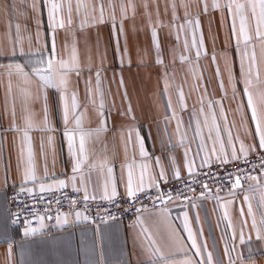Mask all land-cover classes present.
<instances>
[{"label": "snow or ice", "instance_id": "obj_1", "mask_svg": "<svg viewBox=\"0 0 264 264\" xmlns=\"http://www.w3.org/2000/svg\"><path fill=\"white\" fill-rule=\"evenodd\" d=\"M24 2L20 0V3ZM192 3L197 8L195 15L190 11ZM153 4L155 20L148 0H141L139 5L136 0H119L118 4L117 0H107V3L105 0H75V3L73 0H31L28 8L31 18L36 21L35 45L31 34L26 37L22 34L29 32L26 24L22 27L19 22L12 23L13 11L25 20L30 18L28 13L21 11L18 3L5 5L8 23L0 33V77L7 80L4 109L10 123L0 130V158L5 151L4 134L13 133L11 145L20 178L16 196L24 193L36 202L51 196L52 199L47 201L48 208L53 200L57 205L54 217L38 215L33 209L32 214L37 215L39 226L33 227L26 219L23 235L28 238L42 233L45 221L54 219V226L60 229L75 224L95 225V244L102 240L105 231L97 221L105 225L117 221L113 209L127 211L124 204L135 207L142 197L154 194V200L162 205L155 214V231L145 226L141 218L148 211L145 205L140 203L136 208L135 226L139 228L138 239L146 257L145 264H256L253 245L259 242L264 247V0H211V4L209 0H180L179 3L171 0L169 25L174 27L177 41L181 33L184 35L183 51L177 56L175 47L169 50L171 63L174 65L178 59L188 64L194 79L187 95L182 85L176 88L175 105L169 92L175 73L170 72L164 62L158 33L159 27L168 25L160 20L157 0H153ZM139 8L143 9L150 27L155 64L161 68V96L166 102L164 116L158 122L157 136L161 153L167 152V155H156L148 149L143 126L136 122L130 103L120 113L130 122L122 123L119 128L111 126L112 109L106 103L107 78L103 61L95 69L91 66L90 56L87 63L82 62L76 39V31L108 24L121 68L126 58L127 66L131 67L125 21L135 20ZM180 8L184 10L183 16L179 15ZM168 10L166 4L165 14ZM210 11L220 13L221 24L227 25L233 41V58L230 59L227 52L221 54L225 59L224 73L220 71L215 51L211 55L221 92L218 99L208 93L206 85H202L204 77L198 70L200 58L207 56L199 17ZM61 31L65 33L62 51L57 44ZM121 37L124 38L123 50L120 48ZM225 74L227 85L223 79ZM13 80L17 86L15 94ZM119 86L124 88L122 75ZM229 90L231 97L228 96ZM193 92L197 96L189 108L188 100ZM124 97L127 99L126 90ZM229 99L237 104L236 111L240 114L246 139L233 135V125L229 124L224 109V103ZM53 102L62 127L53 124ZM89 105L95 113V127L87 126L90 123ZM109 133L113 141L119 135L124 152L118 173L115 152L108 153L106 141ZM57 134L61 138L60 152L63 154L66 145L71 163L70 172L63 178L48 167L49 157L55 167ZM147 137H151L150 130ZM177 148L183 150L182 160L175 155ZM38 157L43 162L42 173ZM233 165L235 169L230 170ZM221 170L224 176L220 175ZM8 172L9 165L5 163V184ZM173 180L183 188L166 190ZM208 181H212L215 187H210ZM193 185H199L201 191L198 196L190 198L185 189L195 193ZM69 188L76 196L68 195ZM61 198L68 201V212L61 211ZM174 200H181L185 208L182 232L171 223L167 205ZM203 200L213 202L223 256L218 252L215 238H205L200 212L190 216L188 209H199L202 205L198 201ZM90 203L96 205L94 215L89 214ZM153 207H157L155 203ZM12 215L10 222L16 224L19 213ZM161 230L163 235L158 241L155 237L161 234ZM209 239L212 240L211 250ZM13 247L14 241H9L10 260ZM245 247L247 255L241 251ZM95 264H104L102 251Z\"/></svg>", "mask_w": 264, "mask_h": 264}, {"label": "crops", "instance_id": "obj_2", "mask_svg": "<svg viewBox=\"0 0 264 264\" xmlns=\"http://www.w3.org/2000/svg\"><path fill=\"white\" fill-rule=\"evenodd\" d=\"M119 0H117L118 4ZM137 4L141 0H136ZM152 12L153 20L156 19V10L153 0H148ZM159 4L160 20L165 27H159L158 33L160 44L163 49V59L169 66V71L175 73L169 89L173 104L176 102V88L183 86L187 95L189 88L194 85V79L189 71V65L179 62L177 59L173 65L172 54L169 51L176 48L177 56L183 51L184 35L181 33L180 40L174 38V27L169 25L171 20V0H157ZM177 3L180 0H176ZM191 2V0H187ZM18 3L21 11H26L29 19L25 20L22 16H17L15 11L11 13L13 25L17 22L22 27L26 24L28 33H22L25 37L29 34L33 36V45H35L36 21L31 18V11L28 5L31 0H0V33H3L5 25L8 23V14L5 12V5ZM75 3V0H73ZM107 3V0H105ZM169 5V10L165 14V5ZM211 4V0H209ZM190 11L193 15L197 12L196 5L192 3ZM183 8L179 9V15L183 16ZM117 16L119 9L117 8ZM74 15V19H75ZM46 22V14H45ZM201 32L203 36L204 47L207 56H202L198 62V70L202 72L204 80L202 85H206L208 93L214 94L218 99L221 96L218 82L215 76V66L212 64L211 55L213 51L216 53V60L219 64L221 73L225 70V59L221 55L227 52L228 57L233 58V41L227 25L221 24V17L218 11H210L207 15L199 17ZM43 31V29H42ZM125 31L127 35V48L131 60V67H128V58L125 59V65L121 68L119 60L115 53V45L111 35V28L108 24H102L97 27H89L84 31H76V39L78 41V49L82 62L87 63V57H91V66L93 69L99 67L103 61V67L106 69L104 75L107 78L106 103L111 111L110 124L113 128H119L122 123H129L120 113L125 111L128 104H131L132 111L135 115L136 122L143 126V133L146 136V144L150 151L156 155H167V152L161 153L160 139L157 136L158 122L164 116V104L166 98L161 96L163 83L160 79L161 68L155 64L154 50L151 44L150 27L146 17L143 15V9L139 8L135 20L128 19L125 21ZM171 33V34H170ZM199 36V33L197 34ZM191 39V37H189ZM65 33L61 31L57 37L58 47L63 50ZM27 40H25V49H27ZM120 48H124V38L121 37ZM85 75H88L86 72ZM123 76L124 88L119 86V81ZM224 82L227 85V75L225 74ZM7 85L5 77H0V130L7 128L10 123V117L4 109V91ZM83 84H81V90ZM16 81L13 80V92L16 93ZM110 90V93H109ZM127 92V99L124 92ZM203 90V89H201ZM197 93H192V98L188 100L189 108L192 107V101L196 99ZM228 96L231 97L229 90ZM81 100L83 101V93L81 91ZM51 101V93H50ZM224 109L229 124L233 125V135H239L240 139H246L244 128L241 125L239 112L236 111L237 104L230 99L225 101ZM38 110V108H37ZM89 127H95V113L91 105L87 108ZM20 108L17 104V117L19 119ZM53 124L56 127H62L59 122V114L55 109L54 102L52 107ZM187 121V114L184 116ZM252 127L250 124L248 125ZM151 131V137H147V133ZM172 127L169 128V131ZM5 151L3 157L0 158V264H95L100 259L101 251L104 264H145L146 257L141 249V240L138 239L139 228L135 226L136 216L130 220L109 221L107 225L97 224L100 228L105 229L102 240L93 243L95 225L75 224L71 227L66 226L63 229L51 227L45 221L46 227L42 233H37L33 237L25 238L23 235L24 224H12L10 212L7 204V192L10 187L20 184V178L16 171V154L12 148L11 139L13 133H5ZM38 136V133H33ZM166 139V138H165ZM247 142H251L247 140ZM109 155L115 152L116 171H119V164L124 160V152L120 143L119 135L113 141L111 133L108 134L106 141ZM57 154L55 167H52V160L49 157L48 167L50 171L61 178L65 173L71 170L70 159L67 155L66 145L63 154L60 152L61 138L56 135ZM178 159L182 160L183 150L177 148L174 150ZM5 163L9 165L8 182L5 184ZM42 173L43 162L37 159ZM182 167V164H181ZM123 189L121 188V192ZM202 205L199 209H188L190 216L199 211L204 221L205 238L214 237L218 245V252L223 256V243L220 240V230L216 228V214L213 212V202L211 200L198 201ZM171 216L172 226L182 232L183 211L182 203L172 201L168 206ZM68 212V211H67ZM157 209L146 211L142 214L145 226L155 231L153 226ZM235 214V212H234ZM111 225V227H109ZM38 227V226H37ZM163 235H157L155 238L159 241ZM14 241L12 249V258L9 259L7 247L8 242ZM209 247L211 250L212 240L209 239ZM242 253L247 255V248L241 249ZM256 264H264V247L256 242L252 248Z\"/></svg>", "mask_w": 264, "mask_h": 264}, {"label": "built area", "instance_id": "obj_3", "mask_svg": "<svg viewBox=\"0 0 264 264\" xmlns=\"http://www.w3.org/2000/svg\"><path fill=\"white\" fill-rule=\"evenodd\" d=\"M235 165L231 166L230 170H234ZM215 171V169H213ZM221 176H224L223 170L220 172ZM203 179V178H201ZM210 187H215L212 181H208ZM180 187L183 188L182 184L177 183L176 181H172L169 185L166 186V190H174L175 188ZM195 188V193L191 191H187L185 189V194L192 198L194 196H198L201 189L199 185H193ZM19 191L18 187H10L7 192V204H8V209L10 212V217L11 219L13 218L12 214L19 213V220L16 224H24V221L27 219L28 221L31 222L33 227L39 226V221L37 218V215L32 214L33 209L38 215H45V216H52L54 217L56 215V210H57V205L55 201L53 200L51 208L49 209L47 206V201L49 199H52L51 196L46 197L44 201L36 202L32 197L27 196L24 193H21L18 197L16 196V193ZM224 191H227V186L225 187ZM69 196H76L75 193H72L71 189L69 188L67 190ZM58 196L60 195L59 193L57 194ZM79 197L77 196V199ZM181 202V200H176ZM61 203L63 205L61 211L62 212H67L68 209V201L66 199L61 198ZM140 203H143L145 207L149 210H154L159 207H162V205L159 204L158 201L154 200V194L150 195L149 197H142L141 201L135 205V207H130L128 204H124L123 208L128 209L127 211H117L116 209H113L115 214L118 216V220H130L131 218L137 216L136 208L140 207ZM156 204L157 207H153V204ZM170 203L167 205L169 206ZM82 205H78V207H81ZM90 208V213L94 215L96 212V205L95 203H90L89 205ZM103 211V208L101 209ZM50 227L51 230L55 228V221L53 220H46ZM99 222V221H97Z\"/></svg>", "mask_w": 264, "mask_h": 264}]
</instances>
